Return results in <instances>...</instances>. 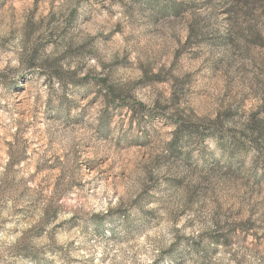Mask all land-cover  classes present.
I'll use <instances>...</instances> for the list:
<instances>
[{
  "label": "rangeland",
  "instance_id": "374dc122",
  "mask_svg": "<svg viewBox=\"0 0 264 264\" xmlns=\"http://www.w3.org/2000/svg\"><path fill=\"white\" fill-rule=\"evenodd\" d=\"M243 7L0 0V264H264Z\"/></svg>",
  "mask_w": 264,
  "mask_h": 264
},
{
  "label": "trees",
  "instance_id": "16d2710c",
  "mask_svg": "<svg viewBox=\"0 0 264 264\" xmlns=\"http://www.w3.org/2000/svg\"><path fill=\"white\" fill-rule=\"evenodd\" d=\"M226 2H229L232 6H240V7L244 3V7H243L244 15H250L252 13L251 9L256 8V7H257V9H260L262 13L264 12V0H226ZM172 5L174 6V8L182 6V5H178V4L177 5L172 4ZM169 7H171V6H169ZM171 9H172V7H171ZM162 11H164V10H162ZM244 38H245L246 42L251 41L254 44L258 43V44L262 45L261 44L262 40L259 42L258 41L259 38L257 39V36H252L251 38H246L244 36ZM262 39H264V38H262ZM227 40L230 43V38H228ZM263 45H264V42H263ZM263 50H264V46H263Z\"/></svg>",
  "mask_w": 264,
  "mask_h": 264
}]
</instances>
